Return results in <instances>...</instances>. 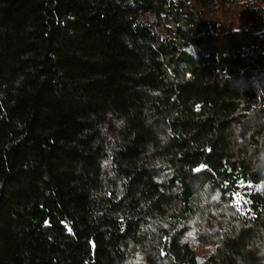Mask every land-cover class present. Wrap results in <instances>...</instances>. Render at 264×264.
Masks as SVG:
<instances>
[{
  "label": "trees",
  "instance_id": "trees-1",
  "mask_svg": "<svg viewBox=\"0 0 264 264\" xmlns=\"http://www.w3.org/2000/svg\"><path fill=\"white\" fill-rule=\"evenodd\" d=\"M0 264H264V0H0Z\"/></svg>",
  "mask_w": 264,
  "mask_h": 264
},
{
  "label": "snow or ice",
  "instance_id": "snow-or-ice-1",
  "mask_svg": "<svg viewBox=\"0 0 264 264\" xmlns=\"http://www.w3.org/2000/svg\"><path fill=\"white\" fill-rule=\"evenodd\" d=\"M201 167H203V165ZM241 186H243V181H241Z\"/></svg>",
  "mask_w": 264,
  "mask_h": 264
}]
</instances>
